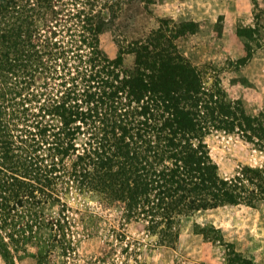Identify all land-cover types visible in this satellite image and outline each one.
Wrapping results in <instances>:
<instances>
[{
    "label": "trees",
    "instance_id": "16d2710c",
    "mask_svg": "<svg viewBox=\"0 0 264 264\" xmlns=\"http://www.w3.org/2000/svg\"><path fill=\"white\" fill-rule=\"evenodd\" d=\"M135 1L154 0H0L1 264L18 252L64 264L54 257L75 249V197L120 205L122 223L161 245L175 242L182 218L264 202V165L226 178L210 156L216 133L264 153V109L248 113L216 74L206 77L214 69L180 52L196 22L158 19L146 35L117 40L114 58L102 51L100 36ZM262 30L236 28L246 42L234 71ZM227 247L226 264H253Z\"/></svg>",
    "mask_w": 264,
    "mask_h": 264
},
{
    "label": "rangeland",
    "instance_id": "374dc122",
    "mask_svg": "<svg viewBox=\"0 0 264 264\" xmlns=\"http://www.w3.org/2000/svg\"><path fill=\"white\" fill-rule=\"evenodd\" d=\"M263 9L264 0H154L147 6L135 1L123 6L115 24L100 36V47L114 58L117 40L146 35L158 19L196 22L195 34L177 40L180 52L196 67L214 69H208L206 77L216 74L229 97L241 100L248 113L256 114L264 109ZM255 25L263 29L256 37L258 46L253 43L250 61L234 71L228 63L245 55L246 42L235 35L236 28ZM131 62L127 57L126 65ZM206 143L222 177H232L242 166L264 165V153L237 136L216 133ZM70 205L77 211L75 249L70 255L57 252L54 257L64 264H226L227 245L253 264H264V202L256 208L225 206L182 218L178 238L168 245H161L139 223H122L118 204L85 195L75 197ZM13 258L15 264H34L21 252L13 253Z\"/></svg>",
    "mask_w": 264,
    "mask_h": 264
}]
</instances>
